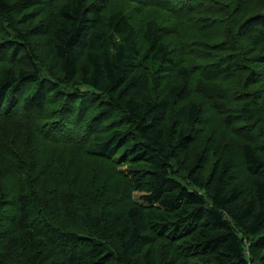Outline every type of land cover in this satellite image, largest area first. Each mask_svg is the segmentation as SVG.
I'll list each match as a JSON object with an SVG mask.
<instances>
[{"label": "trees", "instance_id": "1", "mask_svg": "<svg viewBox=\"0 0 264 264\" xmlns=\"http://www.w3.org/2000/svg\"><path fill=\"white\" fill-rule=\"evenodd\" d=\"M262 88L264 0H0V264H264Z\"/></svg>", "mask_w": 264, "mask_h": 264}, {"label": "rangeland", "instance_id": "2", "mask_svg": "<svg viewBox=\"0 0 264 264\" xmlns=\"http://www.w3.org/2000/svg\"><path fill=\"white\" fill-rule=\"evenodd\" d=\"M184 3V2H183ZM113 6L117 9H121L124 13L126 14H133L134 13V9L130 6V5H126L124 1H121V2H116L113 4ZM232 11V10H230ZM142 12H146L145 10H142ZM136 17V16H135ZM160 20H161V17H160ZM141 23V22H140ZM139 23V24H140ZM173 24V23H172ZM171 24V26H172ZM254 27V26H253ZM247 28V27H246ZM248 29V28H247ZM246 29V30H247ZM169 40H174L175 41V38L174 37H169ZM209 116L211 117H215L217 118L216 116H213V113L210 111ZM215 118H212L210 121L207 122V125L210 126L212 132L216 133V137L215 140L218 142V143H229L231 142L230 138V133L226 130V128H224L220 123H217L216 119ZM218 135V136H217ZM222 136V137H221ZM232 149L233 146L231 147ZM235 150V149H234ZM238 158V157H237ZM233 173H234V176L236 178V181H243L244 185L245 186H248V176L247 174L245 173V169L243 167V165L241 164V161L236 159V162H235V165H234V169H233ZM119 179L118 178H115L114 179V185L116 187H119L121 184L120 182L118 181ZM247 182V183H246Z\"/></svg>", "mask_w": 264, "mask_h": 264}, {"label": "bare ground", "instance_id": "3", "mask_svg": "<svg viewBox=\"0 0 264 264\" xmlns=\"http://www.w3.org/2000/svg\"><path fill=\"white\" fill-rule=\"evenodd\" d=\"M252 17H253V16H252ZM200 47H201V46H200ZM203 47H204V46H203ZM205 49H206V48H205ZM203 51H204V50H203ZM197 53H198V52H197ZM192 55H193V54H192ZM202 55H203V54H202ZM197 56H198V55H197ZM197 56H196V57H197ZM205 56H208V54L205 55ZM196 57H195V58H196ZM200 57H201V55H200ZM202 57H203V56H202ZM207 59H209V58H207ZM211 61H212V60H211ZM211 65H212V64H211ZM213 65H214V64H213ZM213 67H214V66H213ZM211 68H212V67H211ZM212 69L214 70V68H212ZM215 70H216V69H215ZM212 72H213V71H212ZM214 72H215V71H214ZM215 73H216V72H215ZM213 75H215V74H213ZM213 80H214V79H213ZM262 89H263V88H262ZM263 90H264V89H263ZM259 92H260V91H259ZM255 96H256V95H255ZM259 96H261V95H259ZM263 98H264V97H263ZM259 99H260V98H259ZM259 99H258V100H259ZM258 102L260 103V101H258ZM258 102H257V103H258ZM254 106H255V105H254ZM261 106H262V105H261ZM256 107H257V106H256ZM101 122H102V121H101ZM110 122H111V121H110ZM99 123H100V122H99ZM99 123H98V124H99ZM110 124H111V123H110ZM253 133H254V132H253ZM259 135H260V134H259Z\"/></svg>", "mask_w": 264, "mask_h": 264}]
</instances>
